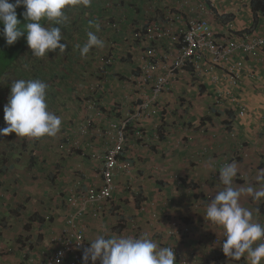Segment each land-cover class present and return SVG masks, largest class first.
<instances>
[{
	"label": "crops",
	"instance_id": "crops-1",
	"mask_svg": "<svg viewBox=\"0 0 264 264\" xmlns=\"http://www.w3.org/2000/svg\"><path fill=\"white\" fill-rule=\"evenodd\" d=\"M112 1L114 0H94L93 3H90L89 7H80L79 13L82 12V19H84H73L71 24H67L68 29L65 28L63 30L65 36L63 35L62 42L67 45L65 52L60 55L55 53L58 50L54 51L51 59L55 60V64L46 63V66L48 65V70H51V73L47 74V77H50V79H48L50 82L48 84V89L52 90L50 100L54 103L56 110L59 112L58 116L62 119L60 131L56 136L49 137L51 147L48 144L45 145L42 149L46 151H33L34 149H30L34 152V157L36 159L33 169L29 167L30 150L24 151L27 147V149H29L27 137L22 138L21 149L11 142H6L5 148L0 151V159L2 157L7 158L4 164V170L6 169L4 172L5 174H0V179L3 181L0 182V264H24L23 248L25 247L23 246V242L26 239L25 235L22 234L21 236H17L16 239L14 238L17 245H15L14 242H12V244L10 243L11 245L9 246L7 245V243L12 240L8 235H11L9 231L13 229L15 221L18 219V214L20 218L23 216V213H25L23 228L25 230H30L27 233L35 234L37 237H40L41 228H46L45 232H50L54 230V228L56 231V226L63 225L61 214L58 215V217H54L52 224H40L36 221L30 222L33 214L37 213L42 216L36 211L27 212L31 210V204H37V202L33 201V197L27 194L25 199H23L19 191L13 190L16 189V187L24 186L23 182L13 178L7 183L2 177L9 175L10 178L17 174L16 176L19 178L22 175V180L29 185L27 188L31 187V191L36 192V195L41 194V199L46 200L45 197L48 194V188L37 185V174L35 170L38 169V164L44 159L38 153L48 152L51 154V157H53V161L57 162L56 164L53 163L52 166L48 168V172L51 173H47V182L52 185L51 188L58 186L60 183L66 187L73 184L74 187V184L78 181L77 179H79L74 177V174L84 176V182L87 185L91 182L94 184L99 183V174H95V172L92 171L91 162L85 161L78 152L73 154L72 157L69 158L70 160L66 159L64 161L65 164L70 166V169L65 167L70 178L67 179L66 175L59 177L57 168L63 167L61 164L64 159H62L64 155L62 151H60V147L65 146V143L63 142V144H60L58 141L65 139L74 144H80V139H86L88 134H78L77 126L79 124L85 122L87 119H91L93 127L106 126L111 121L115 120L114 112L119 105L122 111H129V109H133L131 108L133 101L135 102L137 100V102L140 103L146 98V91L138 85L137 76H135V67H125L123 63L119 62L118 58H116L110 67H99L97 66L96 58L92 57L89 53L85 56H81L79 48L77 47V45L82 47L87 40V32L93 31L104 41L106 46L109 39L110 41L114 40L116 42V49L128 48L123 42L125 36L122 38L119 35V33H123L122 30L120 32H111L103 28L97 31V25L99 29V25H102V21L106 17L105 13L108 14V10L111 11V16L108 17L111 18L112 21L121 20L123 17L122 23H124V25L133 21L132 18L136 19V21L143 20L148 0H141L142 6L139 10L137 9L136 17L129 6L118 4L112 8L107 7L106 2ZM227 5L229 6L230 3ZM132 14L133 17H131ZM92 16L95 24L90 26L88 20L92 18ZM117 17L121 18L117 19ZM74 28H76L77 31L71 32ZM100 33L102 35H100ZM107 48L109 49V47ZM116 49H109L108 52H103L102 48L94 47L91 50H97L102 54L112 52L117 57L120 52ZM59 61H62L61 65ZM245 65L247 71L243 74L242 83L237 89L233 90V93L248 103L250 112L246 118H235L233 111H231V115L228 117L225 111L227 102H224V114L222 113L223 115L217 116L215 113L216 108L212 105V100L214 99L213 95L199 93V88L197 89V87L191 86L192 80L190 77L181 76L179 78L177 90H175L173 94L164 95L159 101V104L163 107L166 103L175 101L174 99L177 97L176 93H178V96L182 97L183 100L192 102L189 116H183L182 119H180V117L165 118V121L168 124L173 123V126L163 128L165 139L159 141L153 139L154 122L158 119L155 116L147 119L144 117L138 122H140L145 134L147 131L148 135H145V143L147 141V146H141L133 139L126 145V158L135 161V163L139 164L140 168L144 170L146 169L145 166H147L148 171L152 170L153 167L156 171L157 168H159V171L155 174H159L160 178L163 174L166 176L173 174L177 175V173L191 175H188V180H191L197 189H183L182 187L181 190L183 189L185 190L184 192L189 193L192 201L186 202L184 198L177 197L174 205V207L178 209L177 212H180L182 217L192 214L193 209L190 207V203L199 200V198L195 199L194 196H203L205 199L200 198L199 201L203 202L204 206L211 201L213 198L212 195L214 196L215 192L218 191L219 184L213 179L215 178V168L220 164L221 160H228L233 157L231 162L237 164L238 173H245V176H247L248 182H245L243 186L247 187L252 185L257 190L261 188V184L256 181V176L257 169H260L259 167L263 166L262 163L264 162V158H262L264 156V63L251 59L246 60ZM91 74H93V77H91L93 79L91 86L93 84H98V80L101 84L99 95L96 93L90 95L96 101L100 99L99 106L104 111V115L101 117L96 116L88 110L87 103L90 104V102H88L89 100L82 99L87 97L89 89L85 86L86 78ZM63 81L67 83V86L63 84ZM58 112L56 113L58 114ZM183 121H200L203 125V132L198 131L194 137L190 138V142L186 143L187 139L183 140V138L187 127L182 126ZM232 132L236 135L235 138L231 137ZM89 136H92L90 137L92 140L90 145L92 149L95 148L96 151H104L110 144L107 137H100L92 132H89ZM24 141L27 144L25 148L22 146V142ZM26 141H28V143ZM57 143L58 151H55V145H57ZM151 146H154L155 149L151 148ZM146 151H149V154H146ZM153 151H158L157 155H152L151 153H153ZM161 151L164 153L169 152V158H160L163 156ZM58 156L60 159H58ZM146 159L147 164L144 163ZM152 182L154 183V188H159V181L155 182L154 179H152ZM117 190H120V183L117 185ZM63 198L65 197H62V200ZM155 199L159 201V195H157ZM124 200L122 196L120 199L117 196V202H121L120 205L125 203ZM127 200L129 201V199ZM61 202L57 205V208L60 207ZM240 202L242 206L248 207L253 211L254 220L257 221L260 217L259 213H262L260 210L262 206L259 200H254L251 196L245 195L241 197ZM157 203L159 204V202ZM18 205H23L24 207L20 208ZM130 205L128 203L129 209ZM65 210L66 209H64L63 212ZM15 211H17L18 214ZM137 212L138 210L131 205L130 215L137 217ZM28 224L29 228L26 229ZM88 225L90 229L98 230L96 224L88 223ZM35 227L36 229H34ZM23 228L16 227L12 235L20 234V232L24 231ZM31 229L34 230L31 231ZM222 232L223 230L221 229V233ZM202 234L205 235V233ZM217 234H219V232H217ZM41 236V242L36 240L32 241L31 248L27 250L28 256L37 259V257L41 255L43 244L46 243L44 239L48 234L42 231ZM155 239L160 241L159 238ZM170 240L172 241V239ZM208 242H210V240L207 241V238L202 239V236L193 238L189 246H187V250H198L199 253L204 255L205 253L203 251L207 252L209 247ZM174 244L184 253L182 250L183 246H179L176 241H174ZM205 263L206 262H202L201 264ZM222 263L236 264L234 261L230 260ZM176 264H178L177 260ZM240 264H246V260Z\"/></svg>",
	"mask_w": 264,
	"mask_h": 264
},
{
	"label": "clouds",
	"instance_id": "clouds-1",
	"mask_svg": "<svg viewBox=\"0 0 264 264\" xmlns=\"http://www.w3.org/2000/svg\"><path fill=\"white\" fill-rule=\"evenodd\" d=\"M131 4L132 9H138L142 6L141 0L139 1L137 6H134L133 3L130 2V0H126ZM252 1V0H251ZM94 0H0V26H2V32H0V35L3 36L5 39V42L7 45H13L19 38L22 36L25 37L26 44L28 48L32 51V56H35L37 58H43L47 56L49 52L55 51L58 49V54H63L67 48V45L65 43H60L61 40H63L61 29L64 30L65 28L68 29L67 24H71L73 19H76V14L79 12L80 7L85 6L89 7L90 3H93ZM74 5L72 7L66 8L68 5ZM106 4H110L111 8L114 7L112 2H106ZM23 6L25 11L21 14L24 19V23L22 24L20 20L17 18V12L16 9L18 7ZM130 7V6H129ZM66 8V9H65ZM250 8H251V2H250ZM252 11V9H251ZM68 14H72L71 20L67 21ZM253 14V12H252ZM107 17V16H106ZM253 27L249 28L247 31H255L258 32V28H262L264 31V16H255L253 14ZM42 20L49 21L52 25V27H44L41 24ZM135 20V19H134ZM133 20V22H134ZM229 18L225 17L224 21H228ZM107 20L102 21V25ZM52 22L54 24H52ZM132 22V23H133ZM220 22L222 23L223 20ZM224 22V23H225ZM64 25H61V24ZM224 25V24H223ZM223 25H220L219 23H215L212 25L213 28H215V31L220 33L219 35L225 36L224 34L225 30L223 28ZM59 26V27H58ZM61 27V28H60ZM240 27V26H239ZM77 31L76 28L72 29L71 32ZM98 25H97V31H98ZM237 32L234 30L231 34L226 36H233V37H240L242 32H240L241 28L236 29ZM79 48L81 56H85L89 53V51L92 48H103L104 47V41L100 39L95 32L88 31L87 32V40L83 44V46L77 45ZM264 54V50L262 51ZM244 59V66L245 69L242 72V76L240 79V83L237 87L230 86L229 82L224 78L222 79L218 84H211L209 82V76L206 75L201 79L198 80H204V83H207L206 89L204 92H200V88L198 89L199 93H203L204 95L212 94L213 100L212 105L216 108L215 113L216 115L224 114V102H227L226 106V115L229 117L231 115V111L234 112V117L237 115V105L232 100L225 98L221 99L220 94L229 89L230 92L234 95L235 99L241 103H244L246 107L248 108V113L246 117L248 116L250 112V107L248 103L239 97H237L233 90L237 89L241 83L244 72L246 73V60H251L249 57H245ZM254 61H259L256 59H252ZM48 61H46L47 63ZM46 63L43 66V69L46 68ZM264 63V62H263ZM107 68L106 66H102ZM110 67V66H109ZM50 74V73H49ZM102 76V75H100ZM136 76V75H135ZM98 84H93L90 88L89 95L87 97V101L90 102V104L87 103V108L90 112L94 113L96 116L101 117L104 115V111L100 108L99 102L100 99L97 101L92 98L91 94H98L99 95V89L101 87V84L99 80L97 81ZM48 85L44 82H42L39 79H30V80H24V79H18L15 80L11 87H10V94L7 100V103L5 104L3 108V119L5 121L6 127L0 128V136H8L11 133H15L17 137H27V138H33L38 139L41 137H54L56 134L60 131L61 126V118L54 113L50 112L48 110V104L46 102V89ZM232 87V88H231ZM173 88V86H172ZM139 89V88H138ZM175 89H173L174 92ZM146 91V90H145ZM146 96L147 92H146ZM164 96V95H163ZM146 99V98H145ZM143 99L142 102L145 100ZM174 104L177 105L179 117L181 115L183 116H189L190 109L192 108V102L189 100H185L183 103L182 110H180L179 103L177 101V97L174 99ZM142 102L138 103L137 100L132 102L131 108L129 111H122L120 108V105L116 108L114 112V118L115 120L111 121L106 126L101 127H93L92 120L87 119L85 122L79 124L77 126L78 134L85 135L88 134L85 141L89 140V143L92 142L89 136V132H92L93 134H97L100 137H104L105 134L103 133L107 131L108 127L113 124H122L123 122H126L124 132L128 138V143H130V140L133 139L137 143H139L141 146H147V143H145V135L147 136L143 130V128L140 125V121L142 118L146 117L145 115L140 116L137 118L134 114L136 110L138 109V106L142 104ZM220 108V109H218ZM162 111V110H161ZM116 113V114H115ZM161 112L158 111L156 114L151 115L150 117H156L158 120L154 122L155 127H153V139L156 140L157 130L160 128V117ZM109 114V113H108ZM222 114V115H223ZM165 117H169L168 115ZM245 117V118H246ZM244 119V118H243ZM195 122L194 128H190L186 126L185 135L183 140L187 139L186 143L190 142V138L194 137V135L197 134L198 131L203 132V125L200 121H193ZM264 122V118H263ZM84 130L85 133H82L81 130ZM136 130H141L143 133V139L142 140H136L133 136L134 132ZM102 131V134L99 132ZM107 137V136H106ZM109 140V145L104 151H101L100 153H91L89 156V160L95 162H99V177L100 182L97 184L90 183L86 184L84 180L77 179L78 181L76 184H74V188L71 192L65 196L64 200L60 204V208L63 210L66 209L64 212H62V221H63V228L65 226V220L67 216L73 211L72 207H69L67 204V198L70 197L74 193H82L86 194L89 190H95L98 191L102 185V176H103V169L105 167L103 157L105 153L112 148V141L107 137ZM181 141V140H180ZM63 144V143H62ZM82 144V143H81ZM80 145V144H79ZM128 145V144H127ZM87 148H90L91 151H96V149H92L91 145H86ZM74 143L70 142L65 143V146L60 147V151H62V154L64 156L72 155L74 152L80 151L81 148L79 147L77 150H74ZM126 149V147H125ZM158 151H154V153H151L152 155H157ZM149 153V151H148ZM163 156L160 158L162 159H168L169 158V152L164 153L161 151ZM94 155V157H93ZM126 151L124 150L120 155L117 157L118 166L117 168H120V166L128 165L126 169L120 168L119 170L115 171V180L114 185L115 189L112 195L111 200L108 203H101L100 207L102 209V213L96 217L99 218L101 215H105L112 211L113 207L117 208L120 212H124V208L121 204V202H115L114 201V195L117 193V185L116 180L122 178L125 179V183L127 180L134 179L135 175L139 171H146L148 173V177H151L149 179V184L152 186L153 191H151V196L146 197V186H140L142 185V181L137 180L135 181V185H139L138 188L143 187V196L145 197V201L141 202L139 205L141 208H138L137 217L131 216L130 214L125 216L126 218H130V221H124L123 225H126V227L123 228L124 230H131L126 231L129 232V234L132 236H105V235H99L94 240H92L90 243H88V236L86 235L85 225L86 222L83 223L84 219H87L88 215L83 217L82 219V226L84 229L85 238L87 240V246L84 248L82 253V264H98L97 261H99V264H176V260L179 264V256L181 257H187L186 251H184V246L187 244H181L177 239L173 238L172 241L170 240L169 243L174 246L173 247H166L168 245L159 243L154 237L156 233H161L162 229H160V225L165 221H177L185 224L181 221V213L177 212V208L174 207L175 201L177 197L183 198V196L190 197V194L187 192H184V187L182 188V185L180 183V179H189V174H173L170 176L166 175H160L155 174L157 171H159V168H157V171L154 170V167L152 170L148 171L140 170L139 164L132 163L130 159L125 157ZM83 157V156H82ZM229 160V163L226 162V159L221 160L220 164L215 168V180L219 184V189L217 192H215L214 196L212 195V199L210 202L206 204V213L205 215L198 218L197 215H191V219L193 220L191 224L197 223L199 221H207L209 223L208 231L211 232V237L216 236L220 239L219 245L213 246L211 243V239L207 238L209 235H203L199 232V235H194L193 238L201 237L207 238V241L210 240L209 247L207 250V254L204 255L199 253L198 250L194 251L196 253L197 261L195 263L191 264H201L202 262H206L205 264H214L213 259L217 255V253L221 251L225 257L228 259H232L236 264H240L241 262H244L246 260V264H264V224H261V217L259 215H263L264 213H259L258 220H254L253 217V211L248 208L241 205V197L242 196H251L254 200H259L260 203L264 202V162L262 163L263 166L259 167L260 169H257V176L256 181L261 184V188L257 190L252 185H249L247 187L240 186V187H234V182H236L235 179L237 176L242 175L243 178L240 179L245 185V182H248L247 176H245V173L241 174L238 173V167L235 162H231L233 160V157H231ZM139 167V168H138ZM138 168V170L136 169ZM173 170V169H172ZM98 171V170H97ZM154 172L155 176H151ZM174 173V172H173ZM133 175V176H132ZM159 177L160 179L156 178ZM191 176V175H189ZM127 180H126V178ZM152 179H154L155 182L159 180H167L171 183L170 192L173 194V198L171 200V203L174 204L173 208L175 210L172 213H169L170 218H165L166 213L164 210H160V207H163L166 203L167 197L165 200L162 199L163 196H168L165 191H163V194L159 193L158 188L153 187ZM146 181V178H145ZM123 183V182H122ZM124 184V183H123ZM222 188V189H221ZM221 189V190H220ZM140 193L139 189L135 191L134 195H131V205L134 206V203L137 201L135 199V196ZM157 195H159V201H157L155 198H157ZM155 197V198H152ZM169 197V196H168ZM204 198L203 196L199 197ZM205 199V198H204ZM191 200V198H190ZM198 200V202H200ZM187 202L188 199H185ZM192 201V200H191ZM189 201V202H191ZM115 202V203H114ZM159 202V204L157 203ZM194 202V201H193ZM163 203V204H162ZM130 205V202H129ZM152 213H155L156 217L152 218ZM123 217V215H120ZM120 216L118 220L120 219ZM42 217L45 219V223L52 224L54 215L49 216L46 215L45 217L42 215ZM93 217V216H89ZM19 218V216H18ZM148 220L146 224H143L142 222ZM146 222V221H145ZM43 223V224H45ZM191 224H187L186 226H191ZM140 226L144 227L145 231H150L151 235H143L144 233H141ZM62 226V225H61ZM118 224L116 225V227ZM24 227V225H23ZM54 228V226H53ZM196 228V227H195ZM221 228L223 232L221 233ZM24 229V228H23ZM46 228H41L40 236L42 231L46 234H48L47 237H45V242L43 244V250L41 252V255L37 257V259L33 258L32 256H26L23 255L24 264H32L34 260L38 261L39 259L43 258V252L44 248H47L48 241L50 240V236L56 232L55 228L54 230L50 232H45ZM198 229V228H196ZM25 230V229H24ZM33 229H31L32 231ZM63 230V229H62ZM30 231V230H25ZM219 232V234H217ZM52 233V234H49ZM122 233V232H121ZM224 235L223 242L221 244L222 236ZM138 236V237H136ZM151 236V238L149 237ZM26 237V236H25ZM42 237V236H41ZM191 237L190 241L193 240ZM36 240L38 242H41L39 240V237H37L35 234L32 237H26V239L23 242V246L25 247L27 241L29 240ZM174 241L178 242L179 246H183V252H181L180 248L175 246ZM15 242V241H14ZM16 243V242H15ZM168 243V242H167ZM168 243V244H169ZM30 248H31V243ZM169 244V245H170ZM17 245V244H15ZM189 246V244L187 245ZM24 250V248H23ZM187 251H193V250H187ZM24 254V253H23ZM63 253H59L58 256H62ZM203 256V257H202ZM227 261V260H222ZM239 261V262H236ZM55 264H60V260L57 259L55 261ZM184 264H188L187 261L184 262Z\"/></svg>",
	"mask_w": 264,
	"mask_h": 264
},
{
	"label": "built area",
	"instance_id": "built-area-1",
	"mask_svg": "<svg viewBox=\"0 0 264 264\" xmlns=\"http://www.w3.org/2000/svg\"><path fill=\"white\" fill-rule=\"evenodd\" d=\"M139 1L130 0L134 6H137ZM149 1L153 5L149 7L148 12L154 11V13L149 19H146V14H144V19L136 23L123 39L124 44L126 43L130 49V52L123 56L133 60L131 65L139 72L138 85L140 88L143 87L142 89H145L148 95L134 114L137 118L145 114L149 117L158 111L161 112L162 106L159 101L163 95L173 91L178 78L185 73L191 79H201L208 75L211 84H218L225 78L230 86L237 87L245 69L243 58L249 57L264 62L263 29L258 28V32L247 31L253 27L251 0H171L172 6L166 8L154 6L160 0ZM228 3H230L229 6ZM106 6L111 8L110 4ZM225 17L229 20L223 25L224 34L229 35L232 31L237 32L236 29L241 28L240 37L226 35L220 37V33L215 31L212 26L214 22L218 23L217 21H222ZM132 22L129 23L132 24ZM103 25L107 26L108 31H121L117 20L106 21ZM108 43L110 50L116 49L114 40H108ZM95 51L98 58L103 60L100 67L111 66L117 58L112 52L99 57L102 53ZM93 57L96 58V56ZM188 68L192 70L187 71ZM219 96L222 100L228 98L235 102L238 119L246 117L248 108L244 103L237 101L229 89ZM125 125L126 122L113 123L106 132L103 131L113 143L112 148L103 157L105 167L100 189L98 191L89 190L86 194L74 193L67 198V204L72 207L73 211L67 216L63 230L58 237L48 241V247L44 248L43 258L38 261L34 260L32 264H55L57 259L60 260V264H82V253L88 244L81 221L86 215L97 217L102 213L100 204L108 203L115 189V171L128 167V165H123L117 168V157L125 150L129 141L124 132ZM81 132L85 133L83 129ZM99 133L102 134V131ZM133 136L136 140L143 139L141 130H136ZM231 137L235 138L236 135L232 132ZM158 138L159 136H156V140ZM242 178L243 176L240 175L235 179ZM151 216L156 217L155 213ZM260 217L261 224H264V216L260 214ZM186 225L170 221L168 223L170 229L166 230L165 237L172 236L181 244L188 245L191 242L190 238L199 235V232L205 235L209 233L207 221H199L197 225ZM196 226L199 228L196 229ZM207 238L211 239L213 246L220 243V239L216 236ZM32 241V239L29 240L30 243ZM29 242L25 243L24 255L30 249ZM168 243H165L168 245L166 247L175 248ZM187 245L184 246V251L188 253L187 257L179 256V264H184L185 261L188 264L197 261L196 253L187 251ZM59 253L63 255L58 256Z\"/></svg>",
	"mask_w": 264,
	"mask_h": 264
},
{
	"label": "rangeland",
	"instance_id": "rangeland-1",
	"mask_svg": "<svg viewBox=\"0 0 264 264\" xmlns=\"http://www.w3.org/2000/svg\"><path fill=\"white\" fill-rule=\"evenodd\" d=\"M146 4H147V8H146L145 14H146V19H149L150 15L153 14L154 11L153 12H151V11L148 12V9H149V7H152L153 4H151V1H149V0H148V2ZM154 6H159V7L161 6V8L163 6L165 8L166 7H171L172 6V1L171 0H160V2H157ZM71 16H72V14H68L67 21L71 20ZM82 17H83L82 16V12L81 13L78 12L76 14L75 18L79 20V19H82ZM120 18L121 17H117V19H120ZM93 19L94 18L92 16V18H90L88 20L89 21L88 24H90V26L95 24ZM123 19L124 18L122 17L121 20H117V22L120 25V29L123 31V33H119L120 37H122V38L125 35L127 36L130 33V31L134 28V25L136 23H140L142 21V20H140V22H139V21H136V19H135L132 24L129 23V24L124 25V23H122ZM61 25H64V24L62 23ZM43 26L44 27H52V25L49 24V23L45 24ZM103 28L105 30H107V26L100 24L99 25V30L103 29ZM61 32H62V36L63 35L65 36V34H63V30L62 29H61ZM100 35H102V34L100 33ZM60 43H63L62 40L60 41ZM125 46H126V43H125ZM107 47H109V49H110L108 41H107V46L104 44V47L102 48V51L103 52H108L109 49ZM122 47H124V46H122ZM116 50L118 52H120V54L117 55V58H118L119 62L123 63L124 66L127 67V68L133 67L131 65L133 60H131L130 57L128 58V57H124L123 56L126 53L130 52V49H128V48H126V49L125 48H117ZM53 52L54 51L49 52L47 54V56H45L43 58H37L35 56H32V51L27 47L26 54L21 55V57L16 62V64L14 66H12V68L9 71H7L0 78V128L6 127L5 121L3 119V116H4L3 108H4L5 104L7 103V100H8L9 94H10V87H11L12 83L15 80H18V79H24V80L39 79V80H41L42 82H44V83H46L48 85L50 83L49 80H48V79H50V77H47L48 76L47 74L51 73L50 72L51 70H48V67H47L48 65L46 66L45 69H43V66L46 63V61H48V64L49 63L55 64V60L51 59L52 55H53L52 54ZM55 53H58V51H56ZM89 54L92 57L96 56L97 66L100 67V64L102 63L103 60L98 58L97 52L95 50H93V51L90 50ZM60 55H62V54H60ZM106 55H107V53H104V54L99 55V57L100 56L101 57L102 56H106ZM126 59H127V61H126ZM128 59H129V61H128ZM61 63H62V61H59L60 65H61ZM93 74L89 75L86 78L87 80H86V85L85 86L89 89L88 92H87V97H88L89 92H90L91 84L93 83V79L91 78V77H93ZM81 82H82V79H81ZM89 83H90V85H89ZM58 84H60V83H58ZM63 84L65 86H67V83L65 81H63ZM76 84H77V82H76ZM50 95H52V90L48 89V87H47V89H46V102L48 104V110L58 116L59 112L56 110V107H55L54 103L50 100ZM87 97H84L82 99L86 100ZM2 106H3V108H2ZM56 112H58V114ZM61 121H62V119H61ZM8 139H11L12 140L11 143L15 144L16 147L19 146V148L21 149L22 137H17L15 135V133H11L8 136H0V151L5 148L6 142H9ZM27 140L29 141V149H27L28 148L27 147L24 151H29L31 148L34 149L33 151H46V150H44L42 148H44V146L47 145V144L51 147L49 137H47V136L41 137V138H38V139L28 138ZM28 141H26V142L28 143ZM80 142L81 143H85V142H89V140L85 141L84 138H81ZM81 143H80V145L79 144H74V147H75L74 150H77L80 147L81 148L80 151H82L81 153H84V155H83L84 160L88 161V162L90 161L91 162L92 171H94L95 174H98V172H99V164L100 163L97 162V161L93 162V161L89 160V156L93 152L100 153L101 151H91L90 148H87L86 145H82ZM57 147H58V143H57V145H55V148H56L55 151H58ZM75 153L76 152H74L73 154H75ZM38 154L44 159L38 164V169L35 170L36 174H37V176H36L37 185H40V186L48 188V194L45 197L46 200L41 199V196H40L41 194L36 195V192L31 191L30 190L31 187L27 188V186H29V185L26 184L22 180V175L19 178H18V176H16L17 174L15 176H13V177H10V178H9V175H5L2 178L7 183L9 181H11L13 178H15V180L23 182L24 186L16 187V189H13V190L19 191V194H21L23 199H25V196L27 194V195L33 197V201L37 202V204L32 203L31 204V210L27 211V212L36 211L39 214L43 215L44 217L46 215H49V216L54 215V217H58V215H60V214L62 215L63 209L60 208V207L57 208V205L61 202L62 197L67 196L68 192H71L74 187H73V184L71 186L66 187V186H63L60 183L58 186H55V187L51 188L52 185H50L49 182H47V173H51V172H48V170H49L48 168L51 167L53 163L56 164L57 162L53 161V157H51V154H49L48 152H41V153H38ZM139 154H141V153H139ZM146 154H149L148 151H146ZM72 155L63 156L62 157V159L64 158L62 160V164H61V165H63V167L57 168V173L59 174V177L66 175L67 179L70 178V175H68L67 171L65 170V167H68L70 169V166L68 164H65L64 161L66 159L70 160L69 158H71ZM58 159H60V157ZM140 159H142V158H140ZM81 161H82V159H81ZM144 163L147 164V159H146V161H144ZM145 168L147 169V166H145ZM136 169L138 170V168H136ZM139 169L140 170H144V169H141V168H139ZM147 175H148V173L146 171H139L138 170V172L135 175L134 179L132 178L130 180H127V178L125 177L126 180H127L126 183H125V179H122V178H120L119 180L118 179L116 180V183H120V190L117 191V193H115L114 201L117 202V196L119 197V199L122 196L123 199H125L124 200L125 203L122 206L124 207L126 205V207L124 208V212H121L122 213L121 215L127 216V215H129L131 213V205H130V209H129L128 203L129 202L132 203L130 201L131 200V195H134L135 191H137L138 186H139V185H135V183H134L135 181H137V180L142 181L143 184L142 185L140 184V186H144V187L146 186V189H145L146 190V197L151 196V191H153L152 186H150V184H149V179L151 177H148ZM151 176H155L154 173H152ZM74 177H77V178L82 179V180H84V178H85L84 176H81V175H78V174H74ZM145 178H146V181H145ZM156 178L160 179L157 176H156ZM0 182H3V181L0 179ZM121 182H123L124 184H122ZM168 191H169L168 196L170 198H173L175 195L173 196V194L170 192L169 188H168ZM5 192H6V190H5ZM127 199H129V201ZM63 200H64V198H63ZM189 201H191V200H189ZM173 205L174 204H172V210L165 209L166 215H168L169 213H172L175 210V208H173ZM24 220H25V213H23V216L18 218L15 221L13 229L9 231V233L11 235L7 234L12 239L10 242L7 243L8 246L11 245L12 242L15 241L17 236H21L22 234L25 235L26 237H32L33 236L32 233H27L28 231H25L24 229H23L24 231L20 232V234L12 235V232L15 231L16 227L23 228ZM126 221H128V220H126ZM84 222H86V225H85L86 235L90 238V239H88V243H90L92 240H94L99 235H105V236H113V235H115V236H132L133 237V235L129 234V232H126V231H131V230H124L121 234H118V232H115L114 229H115L116 225L118 224V214L115 213L113 210L112 211L110 210V212L105 214V215H101L97 219H96V217H92L91 218V217L88 216L87 219H84L83 223ZM147 222H148V220H146V222L143 221L142 223L146 224ZM88 223L96 224L97 227H98V230L96 231V230L90 229ZM124 227H126V225H124ZM139 227H140L141 233H144L143 235H151L152 230H150L148 232V231H145L144 227H142L140 225H139ZM164 227H165V225H164ZM34 229H36V227ZM62 229H63V225L62 226H56V232H54L50 236L49 239H53L55 237H58L60 235ZM207 235L210 236L211 232H209ZM151 236H149V237L151 238ZM158 242L162 243V241H158ZM14 244H16V243L14 242ZM203 252L206 253L205 251H203Z\"/></svg>",
	"mask_w": 264,
	"mask_h": 264
},
{
	"label": "trees",
	"instance_id": "trees-1",
	"mask_svg": "<svg viewBox=\"0 0 264 264\" xmlns=\"http://www.w3.org/2000/svg\"><path fill=\"white\" fill-rule=\"evenodd\" d=\"M112 4H113V6H116L118 4L123 5V6H125V5L126 6H130V9L133 11V13H134V15L136 17V11H138V10L135 9V8L133 10L132 7H131V4H129L128 1H126V0H114V1H112ZM73 6L74 5H71L70 4L66 8H68V7H72L73 8ZM251 9H252V12H253V14L255 16H258V15L264 16V0H252L251 1ZM24 11H25V9H24L23 6L18 7L16 9L17 18H18V20H20V22L22 24L25 22L24 19H23V16L21 15ZM110 13H111L110 10H108V14L105 13V16H107V17L104 18L105 20L112 21V19L108 17V16H111ZM212 13L215 15L214 12H212ZM131 17H133V14L131 15ZM132 19L134 20V18H132ZM217 22L220 25H223L225 21L223 20L222 23L220 21H217ZM48 23H50V22L49 21H46V20H42L41 21L42 26L45 25V24H48ZM52 24H54V23L52 22ZM0 32H2V26H0ZM219 36L220 37H223L222 35H219ZM27 47L28 46L26 44V40H25V37L24 36H22L21 38H19L13 45H10L9 46V45L6 44L5 39L3 38V36L0 35V78L7 71H9L12 68V66H14L16 64V62L19 60V58L21 57V55L26 54ZM191 70H192L191 68H188L187 69V71H191ZM138 75H139V72L136 71V76H138ZM182 76H188L189 77V75L187 73H185V75H182ZM179 78H178L177 83L174 85V89L175 90H177V88H178ZM191 80H192L191 81V83H192L191 86L192 87L195 86V87H197V89L200 88V92H204L205 91V89H206V86L205 85H207V83H204V80H198V79H191ZM141 88H143V87H141ZM143 90H145V89H143ZM175 90H174V92H175ZM174 92L171 91L170 93H167V94H171V93L173 94ZM178 95L179 94L176 93L177 101L179 103L180 110H182L183 103H184L185 100H183V98L182 97H179ZM160 114H161L160 121H159L160 128L157 130V134H158L160 140H163V139H165L163 128H167V127L173 126V123L172 124H168L165 121V118H167V117H165V115L166 116L168 115L169 117H175L176 116V118H178L179 116L177 117V115H178L177 105L174 104V101H171V102L166 103L162 107V111H161ZM182 118H183V115L180 116V119H182ZM182 126H188L190 128H194L195 122L183 121L182 122ZM104 137H106V135ZM8 140H9V142H12L11 139H8ZM63 142L64 143H69V141H67L65 139L60 140V142L58 141V143H60V144H62ZM146 143H147V141H146ZM89 144H90L89 142L82 143V145H89ZM70 145H71V142H70ZM22 146L24 148L27 146V144L25 143V141L22 142ZM151 148H154V146H151ZM77 152H78V154L80 156H83L84 155V153H81L82 151H77ZM153 153H154V151H153ZM29 155H30L29 156V162H30V166L29 167H30V169H33L35 167V163H36V159L34 157V152L32 150H30ZM262 158H264V156ZM6 160H7L6 157H4V158L2 157L0 159V165H1V167H0V174H5L4 172L6 171V169L4 170V164H5ZM131 162L133 164L135 163V161H131ZM226 162L229 163V160H226ZM235 181L236 182H234V185H233L234 187H238V186H243L244 185V183L242 181H240V180H235ZM180 183H181L182 187H184V188L191 189V190H196L197 189V187L195 186V184L191 180L180 179ZM158 185H159V188H158L159 191L158 192L161 193V194H163V191H165L166 194L168 195V193H169L168 188L170 189L171 183L169 181H167V180H159ZM138 189H139L140 193H138L135 196V199H137L138 196H139V198L137 199V201L134 203V208L135 209L141 208L139 204L141 202L145 201V197L143 196V189L144 188L143 187H140ZM166 197H167V201H166V203H165V205L163 207H160V210H164V211H165V209L172 210V203H171L172 198H170L168 196H163L162 199L165 200ZM192 197H193V195H192ZM183 198L184 199H188L187 202H189V200H190V197L188 198L186 196H183ZM194 198L195 199H198L199 197L198 196H194ZM205 206L206 205L203 206V202H198V200L195 201V202L190 203V207L193 209L192 210V214H189L186 217H181V221L184 222L185 224H191V222L193 220L191 219L190 216L191 215H197L198 218H200L201 216L205 215V213H206V207ZM261 206H262V208H260V210H261L262 213H264V202L261 203ZM18 207L23 208L24 206L23 205H18ZM125 207H126V205L123 208H125ZM112 210L115 213L118 214V218L122 214L119 210H117V208H114L113 207ZM15 212L18 214L17 211H15ZM165 213H166V211H165ZM18 216H19V214H18ZM165 218H170L171 219V217L169 216V214L166 215ZM126 220L130 221V218H128V217L126 218L125 216H123V217L120 216V219L118 220V226L115 227V229H114L115 232H118V234H121V232H123V228H124L123 222L126 221ZM34 221H36V222H38L40 224L45 223V219L42 216L38 215L37 213L36 214H33L31 216L30 222H34ZM169 222L170 221L163 222L160 225V229H162V232L159 233V234L156 233V235H155V238H159V240L162 241L163 244L169 242L170 241L169 238L173 239L172 236H169V238H167L164 235L165 232H166V230L170 229V227L168 226V223ZM197 223H194V224L197 225ZM164 225H165V227H164ZM28 228H29V224L26 226V229H28ZM196 228H199V227L196 226ZM136 237H138V236H136ZM223 239H224V235L222 236L221 244L223 242ZM39 240H41V236L39 237ZM222 260H230V261H233L232 259H230V258L228 259L227 257H225L223 255L222 251H221V248H220V251L217 253V255L215 256V258L213 259V263L214 264H223L222 263L223 262ZM236 262H239V261H236ZM97 263L99 264V261H97Z\"/></svg>",
	"mask_w": 264,
	"mask_h": 264
}]
</instances>
